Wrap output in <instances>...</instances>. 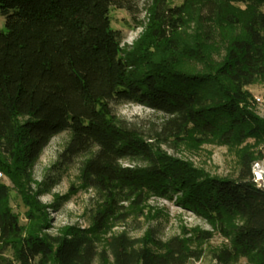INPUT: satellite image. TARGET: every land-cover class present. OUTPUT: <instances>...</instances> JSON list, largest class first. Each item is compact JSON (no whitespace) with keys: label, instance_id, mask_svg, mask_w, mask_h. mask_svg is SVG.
Instances as JSON below:
<instances>
[{"label":"trees","instance_id":"1","mask_svg":"<svg viewBox=\"0 0 264 264\" xmlns=\"http://www.w3.org/2000/svg\"><path fill=\"white\" fill-rule=\"evenodd\" d=\"M151 2L147 31L122 54L109 10H130L133 0H0V170L19 187L27 220L20 223L0 182V252L9 251L8 264H92L97 254L104 263L97 243L115 203L173 192L228 238L214 255L218 262L264 264V188L251 173L264 153L241 150L237 176L229 178L160 149L184 139H264V119L247 90L264 77V0ZM189 19L199 30L186 37L179 28ZM123 102L163 114L151 137L115 116L111 105ZM62 131L70 133L65 156L91 154L81 181L104 201L90 227L50 234L45 208L27 185L42 149ZM126 158L144 164L124 166ZM210 236L196 232L197 239ZM105 244L112 264H187L199 256L180 235L160 241L120 233Z\"/></svg>","mask_w":264,"mask_h":264},{"label":"rangeland","instance_id":"2","mask_svg":"<svg viewBox=\"0 0 264 264\" xmlns=\"http://www.w3.org/2000/svg\"><path fill=\"white\" fill-rule=\"evenodd\" d=\"M181 2L182 0H168L169 6H178ZM151 5V0H133L130 10L110 7V26L121 34L122 54L132 52L136 42L147 31ZM4 21V17L0 16V28H4ZM198 30L194 19L185 21L179 28L180 34L186 37H190ZM212 57L219 59L220 55ZM247 90L250 93L252 111L257 117L264 119V77L249 85ZM111 107L115 116L140 131L146 139L154 134L164 117L160 112L133 102L112 104ZM69 139V131H62L49 139L31 168L27 185L32 195L36 196L45 208L46 225L43 231L50 234H56L60 229L69 226L90 227L95 212L101 208L104 201L103 194L81 181V163L91 154H79L70 158L63 154ZM160 149L208 175L235 178L241 150L248 149L255 155H261L264 153V139L246 138L239 144H224L214 137L201 142L184 139L180 142L164 143ZM121 164L142 166L144 163L126 158L121 160ZM0 171L2 172L0 182L9 187V205L19 216L20 223L24 224L27 221L24 214L26 207L21 201L19 187L2 170ZM251 173L256 184L264 188V157L252 163ZM259 176L261 179H258ZM179 196V193L174 192L168 196L148 194L141 204L135 203L134 197L117 201L114 216L107 221L97 243V250L104 249L106 252L105 261L101 263L97 254L92 264H112V256L105 240L110 235L120 233L140 240L148 236L160 241L177 235L188 237L189 246L198 251L199 256L190 259L187 264H225L218 262L214 255L228 245V238L203 217L182 207L177 202ZM198 230L210 232V238L197 239ZM9 261H11L9 251L0 252V264H8ZM228 264L247 262L240 258Z\"/></svg>","mask_w":264,"mask_h":264},{"label":"built area","instance_id":"3","mask_svg":"<svg viewBox=\"0 0 264 264\" xmlns=\"http://www.w3.org/2000/svg\"><path fill=\"white\" fill-rule=\"evenodd\" d=\"M2 176V172L0 171V177ZM257 179V178H256Z\"/></svg>","mask_w":264,"mask_h":264},{"label":"bare ground","instance_id":"4","mask_svg":"<svg viewBox=\"0 0 264 264\" xmlns=\"http://www.w3.org/2000/svg\"><path fill=\"white\" fill-rule=\"evenodd\" d=\"M258 179H261V176H259Z\"/></svg>","mask_w":264,"mask_h":264}]
</instances>
